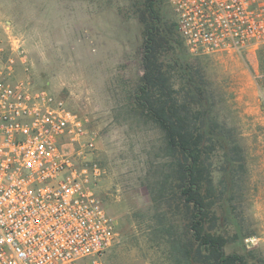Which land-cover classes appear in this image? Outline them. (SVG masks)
I'll return each instance as SVG.
<instances>
[{"label": "rangeland", "instance_id": "374dc122", "mask_svg": "<svg viewBox=\"0 0 264 264\" xmlns=\"http://www.w3.org/2000/svg\"><path fill=\"white\" fill-rule=\"evenodd\" d=\"M151 3L157 16L152 24L174 30L172 45L160 56L173 88L175 84L191 96L202 94L201 104L231 131L243 158L235 163L230 154L220 152L216 159L221 167L215 177L222 178L231 200L224 204L223 219L227 231L237 234L231 248L251 264H264V48L243 56L231 51L192 55L173 29L176 17L169 0H0V19L22 41L25 64L20 65V77L32 78L34 89L65 97L99 135L96 159L104 173L98 192L119 233L103 264H144L145 253L151 262L165 264L143 239L134 242L144 222L141 215L149 214L146 185L157 178V163L165 162L161 132L134 112L141 80L137 82L139 71L131 66L144 54L147 37L141 15ZM91 13L98 20L95 39L89 31ZM80 15L86 16L82 26L75 23ZM124 40L128 53L117 60L110 47ZM101 41L107 55L98 63ZM251 237L259 239L256 245L246 244Z\"/></svg>", "mask_w": 264, "mask_h": 264}, {"label": "built area", "instance_id": "2783aa9c", "mask_svg": "<svg viewBox=\"0 0 264 264\" xmlns=\"http://www.w3.org/2000/svg\"><path fill=\"white\" fill-rule=\"evenodd\" d=\"M169 1L192 55L264 48V0ZM23 54L0 19V264H102L119 233L98 192L99 135L65 97L20 77Z\"/></svg>", "mask_w": 264, "mask_h": 264}, {"label": "trees", "instance_id": "16d2710c", "mask_svg": "<svg viewBox=\"0 0 264 264\" xmlns=\"http://www.w3.org/2000/svg\"><path fill=\"white\" fill-rule=\"evenodd\" d=\"M147 9L141 15L147 38L134 112L161 132L165 162L157 163V178L146 185L149 214L141 215L144 222L134 242L143 239L147 250L158 251L165 264H251L244 254L226 252L237 234L227 231L224 204L231 200L222 178L215 177L221 167L217 155L230 154L232 162H242L240 149L231 131L216 123L212 111L201 104L202 94L191 96L175 89V84L173 88L160 56L172 45L174 30L156 28L153 4Z\"/></svg>", "mask_w": 264, "mask_h": 264}, {"label": "crops", "instance_id": "0c3cea01", "mask_svg": "<svg viewBox=\"0 0 264 264\" xmlns=\"http://www.w3.org/2000/svg\"><path fill=\"white\" fill-rule=\"evenodd\" d=\"M77 7L78 8H81V4L80 3H77ZM96 16L97 15H93L92 13L90 15V20H91L92 27H90L89 31L91 32V36L93 37V39H95L97 37V34H98L97 27H95L97 25V23H98V20H97V17ZM84 17H86V16L80 15V16L76 17L75 18L76 19L75 20V23H77V24H80L81 23V26L84 25V22H83L84 19H85ZM80 30L84 31V29H82V28ZM111 42L113 43L114 41H111ZM102 44H103L102 41H101V43H97V47H98L97 51H99V52H98V55H97L96 60H97L98 63H99V61L102 58H104L107 55V53L103 49L105 47ZM110 48L115 53V58L117 56H119V58H117V60L123 59L124 56L127 55V53H128V46H127V43L125 42V40L123 42H118L117 44H114L113 43ZM99 49H101V50H99ZM136 61L137 62L135 64V66H131V67L132 68L135 67L134 68L135 70L138 69V71H139L138 72L139 79L137 80V82H140L141 77L143 75L142 74L143 73V57H141V55H140L139 59H136ZM98 63H96V64H98ZM114 63H118V62H114ZM119 65H121V64H118V66ZM122 65H125V64H122ZM127 69L130 70V72H131V68L130 67H128ZM99 72H100V69H99ZM101 72H102V68H101ZM226 252L227 253H234V252L239 253L237 251H234V248H231V245H228L226 247ZM141 259L144 262V264H153L147 254L144 255V258L141 257ZM79 264H93V259L92 258H88V259L82 260ZM102 264H103V262H102Z\"/></svg>", "mask_w": 264, "mask_h": 264}]
</instances>
